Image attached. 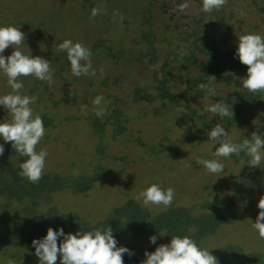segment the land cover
<instances>
[{
  "label": "rangeland",
  "instance_id": "obj_1",
  "mask_svg": "<svg viewBox=\"0 0 264 264\" xmlns=\"http://www.w3.org/2000/svg\"><path fill=\"white\" fill-rule=\"evenodd\" d=\"M147 3L149 6L145 8ZM93 7L102 9V13L90 19ZM115 12L119 15L114 21ZM0 26L19 28L25 34V42L18 50L47 59L54 70L50 86L32 76L21 77L24 87L20 94L37 97L30 107L33 115L44 121L45 135L36 150L46 149L48 153L41 178L45 183L34 200L6 198L0 189V208L12 210L18 214V220L22 217L21 210L31 216L51 210L53 222L57 220L55 215L73 212L75 219L92 225L114 214L112 208L127 199L144 207L150 215L166 208L144 206L142 200L135 199L152 184L164 190L174 189L170 206L192 205V212L205 210L203 202L229 196L235 206L234 218L203 235L200 248L215 256L220 246L237 244L243 251L258 253L264 264V239L252 227L259 213L258 201L264 196V161L259 168L248 165L245 153L221 157L219 162L224 164V170L220 174L208 173L197 163L198 158H213L217 145L209 141L207 133L217 124L225 128L232 143L254 131L264 135V120L260 119L264 107L255 109L245 124H226L204 111L214 100L206 92L191 96L188 89L179 96L180 102L202 113L198 118L183 104H162L156 99L146 101L130 96L135 87L152 91L153 76L159 75L162 59L175 54L179 59L196 37L208 44L210 39L218 41L223 36L232 49V57L241 35L253 33L264 37V0H227L222 8L208 13L202 10V0H0ZM145 36L150 39L151 52L146 50ZM66 39L91 50L95 75H72L66 52L58 50ZM93 42L98 44L91 48ZM104 44L110 45L114 52L105 54ZM13 51L10 46L3 55L7 57ZM243 69L241 66L238 70ZM188 70L190 75L196 71L192 67ZM171 74L170 87L181 88L186 72L176 66ZM230 87L220 82L215 90L223 95ZM10 92L7 78L0 73V96ZM97 96L103 97L98 107L104 113L111 106L121 110L125 118L121 133L112 134L109 123L104 124L98 135L90 127L89 117L97 109L93 104ZM259 97L264 101V92ZM82 106H86L87 114L81 111ZM212 117V124L203 123V119ZM6 118L11 120V115L0 106V122ZM0 144L5 149L0 156V169L26 159L14 153L11 142L0 138ZM54 174L61 179L90 178L83 190L65 183L53 188L50 178ZM3 179L1 175V185L6 183ZM234 183L240 185L234 189ZM10 187L13 189L15 183ZM152 235L158 237L156 244L149 241ZM115 239L117 247H126L134 253L131 257L123 255L124 264H135L136 252L143 247L155 250L160 244L169 243L160 232L118 233ZM31 242L7 244L0 251V264H7L9 259L15 264H39Z\"/></svg>",
  "mask_w": 264,
  "mask_h": 264
},
{
  "label": "clouds",
  "instance_id": "obj_2",
  "mask_svg": "<svg viewBox=\"0 0 264 264\" xmlns=\"http://www.w3.org/2000/svg\"><path fill=\"white\" fill-rule=\"evenodd\" d=\"M227 0H202V10L206 13L222 8ZM187 7V5H185ZM102 13V9L93 7L90 19ZM118 12L113 14L115 21ZM123 17L121 16V21ZM25 42V34L14 26H0V73L7 78V84L11 92L0 96V106H3L11 120L0 122V138L4 142H11L12 148L21 157L26 159L20 164L19 175L29 182L38 183L43 176L45 160L48 155L46 149L39 152L36 146L45 135L44 121L39 115L34 116L30 105L37 100L35 96L21 95L24 85L21 77L32 76L39 81L46 82L49 86L53 82L54 70L51 69L47 59L40 56L25 55L19 46ZM12 47L14 51L9 56L3 55L5 50ZM16 46V47H13ZM58 50L66 52L70 62L72 75H95L92 67V52L79 42L73 43L66 39L58 45ZM235 56L247 66V75L240 78V82L250 93L264 92V37L259 34H245L238 38V47ZM225 76H233L231 71L225 72ZM215 76H210L207 83H201L199 88L207 94L215 96ZM103 101L102 96H97L93 104L97 106L96 116H102L104 109L99 108ZM81 111L87 114L86 106ZM220 116L233 119L232 107L225 102H216L204 109ZM209 141L217 145L212 159L198 158L197 163L202 165L208 173L220 174L224 170V164L219 158H229L231 155H240L244 152L248 157V165L259 167L264 161V135L254 131L251 138H245L242 143H232L227 137L228 133L220 124L215 125L208 133ZM5 149L0 144V156ZM174 189H162L157 184H152L140 191L135 199L143 202L144 206L163 205L169 207L174 200ZM259 209L253 229L264 239V196L258 201ZM158 237L152 235L149 241L156 244ZM59 241V243H58ZM32 245L39 264H124L123 255L130 257L134 253L126 247H117V240L113 236V230L107 226L105 229L93 231H77L65 233L63 228L47 229V234L42 239H33ZM146 259L141 264H218L215 256L209 250L200 248L189 236H172L170 243L160 244L153 252H144ZM7 264H15L9 259Z\"/></svg>",
  "mask_w": 264,
  "mask_h": 264
},
{
  "label": "trees",
  "instance_id": "obj_3",
  "mask_svg": "<svg viewBox=\"0 0 264 264\" xmlns=\"http://www.w3.org/2000/svg\"><path fill=\"white\" fill-rule=\"evenodd\" d=\"M148 6L149 4L147 3L145 8H148ZM146 20L148 21V19ZM145 38L148 42L146 50L151 52L150 39L146 36ZM198 39V37L192 39L193 45L189 47L187 52L178 56L179 59L176 58V54L170 58L164 57L159 65V75L157 77H154L155 75L153 76L152 91L142 87H135L130 91L131 98L146 101L156 99L162 104H183L191 115L198 118L202 113H198L192 107L186 105V103L180 102L179 96L183 90L188 89L191 96H200L206 91L201 90L199 85L201 83H207L210 80V76H215L216 83L214 87L220 82L231 87L223 95L217 93L215 90V96L209 94L208 96L214 99L212 104L218 101L227 103L230 108L232 107L234 116L232 120L227 117L221 118L216 114H213V117L224 121L226 124L247 123L255 109L264 107V101L259 97L260 92L250 93L243 88L240 82V78H244L247 75V66L243 65L238 57L231 56L232 49L228 47L223 36L219 37L218 41L216 39H210L208 44H204V42ZM97 44L93 42L90 47H95ZM103 52L105 54H112L114 50L111 49L110 45L104 44ZM176 66L182 68L187 75H185L182 81L181 88L172 89L168 81L172 75V70ZM241 66H244V69L238 70ZM188 67H192L196 71L190 75L188 74ZM228 71L234 73L235 78L233 76H225L224 73ZM213 117L203 119L202 121L205 125H210L213 123ZM260 119L264 120V116H260ZM124 120L125 118L121 110L116 106H111L103 114L102 118L96 116L95 113L91 114L89 124L98 135L99 131L104 127V124L109 123L112 128L111 133L115 134L121 133L124 129ZM245 138L250 139L251 135L246 134L240 136L234 143H242ZM14 153L16 152L14 151ZM16 163L14 166L7 165L8 167L0 169V178L2 175L4 177L3 180L6 181L4 184L6 187H1L4 185L0 184L1 194L6 195V198L14 197L16 200L22 198H31L30 200H34V197L38 196L37 192L39 187L45 181L40 179L38 183H32L22 178L19 175L20 164L22 162L18 161ZM89 178L70 179L67 177L66 179H61L54 174L50 178V187L59 188L62 186V183H65L83 190L86 188V182ZM20 181H23L21 188H19ZM13 183H15V187L12 189L10 186ZM238 185L240 184L234 183V189ZM202 204L207 206V208L205 210H199L198 212L191 211L192 205L187 207L177 205L166 207L150 215L144 207H139L133 200L127 199L120 206L118 205L112 208L114 214L106 216L102 221H98L92 225L87 224L85 221L75 219V213L73 212H68L64 215H55L57 220L53 222L51 221V216L53 215L51 210L47 212L39 211L37 216L36 214L31 216L28 211L23 212L21 210L22 217L21 220H18V214L16 216L12 213V210L5 211L4 208H0V251H4L5 246L9 243L32 241L35 237V239H42L46 236L47 229L50 227L54 230L63 228L66 234H75L80 230L93 231L95 229H105L108 226L113 230L114 238L118 233L134 235L143 232H160L165 242L170 243L172 236H189L200 247L199 240L203 235L212 230L216 225L232 220L235 213V206L229 196L223 200H214L211 203L203 202ZM28 210H31V208H28ZM23 216H26L27 219L23 220ZM119 216L121 217L120 219ZM64 217L66 218V222L64 221ZM88 226H90V229ZM5 237L7 239H4ZM145 251L153 252L155 250L151 247H143L140 251H137L135 264H141V261L146 259L144 256ZM215 257L220 264H261L262 262L258 253L254 251H243L239 245L233 243H226L220 246L215 252Z\"/></svg>",
  "mask_w": 264,
  "mask_h": 264
}]
</instances>
